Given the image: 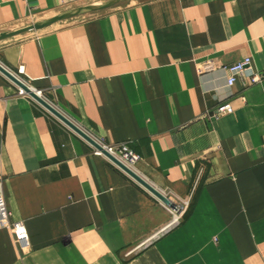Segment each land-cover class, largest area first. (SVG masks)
<instances>
[{
    "label": "crops",
    "instance_id": "obj_1",
    "mask_svg": "<svg viewBox=\"0 0 264 264\" xmlns=\"http://www.w3.org/2000/svg\"><path fill=\"white\" fill-rule=\"evenodd\" d=\"M94 1L0 0V35ZM83 16L0 39V65L190 208L156 236L171 217L157 198L0 71V264H264V0ZM224 102L234 113L209 120Z\"/></svg>",
    "mask_w": 264,
    "mask_h": 264
},
{
    "label": "built area",
    "instance_id": "obj_2",
    "mask_svg": "<svg viewBox=\"0 0 264 264\" xmlns=\"http://www.w3.org/2000/svg\"><path fill=\"white\" fill-rule=\"evenodd\" d=\"M251 66H252V58L251 57H245L244 59H242V60H240L234 64H231L230 66L225 67L224 70L228 74L227 86L232 87L236 83L238 78L243 76L246 73V71L249 68H251ZM263 79H264V72L263 73H258V72L253 73L252 72V74L250 75L251 84H257V83L261 82ZM34 91L40 98L43 97L42 92L37 91V90H34ZM46 102L49 103V101H47V100H46ZM53 108L56 109L58 112H60V110H58L57 108H55V107H53ZM234 111H235V107H233L231 103L224 102V103L218 105L215 108V110L207 112V118L209 120H211V119L217 120V119H219L225 115L233 114ZM69 120L71 122H73L75 125H78L72 119H69ZM62 124L67 126L63 122H62ZM78 127H79V125H78ZM68 128H70V127H68ZM90 137L96 143H98L104 151H106L113 158H115L121 165H123L124 167H126L130 171L136 173V166L140 162L141 157L137 153H135L126 143H121L119 145H107L101 139H97V138H94L92 136H90ZM91 146H92V150H93L92 153L94 155L105 158L112 166H114L116 169L120 170L122 173H124L126 176H128L129 178H131L135 182H137L124 169H122L117 163H115L113 160H111L106 155H104L102 150L97 149L93 145H91ZM162 194L164 196H166L167 198H169L166 194H164V193H162ZM157 200L162 206H164V208L166 210H168L171 217H170L169 222L162 228V230L156 236L163 234V233H166V232L172 230L173 228L179 226L182 223L186 213L188 212V210L190 208L192 195L186 199L178 200V202H175V203L172 201L174 203V208L167 206L165 203H163L159 199H157Z\"/></svg>",
    "mask_w": 264,
    "mask_h": 264
},
{
    "label": "water",
    "instance_id": "obj_3",
    "mask_svg": "<svg viewBox=\"0 0 264 264\" xmlns=\"http://www.w3.org/2000/svg\"><path fill=\"white\" fill-rule=\"evenodd\" d=\"M128 0H111L99 5H89V6H83V7H78L74 8L72 10H68L66 12H63L61 14H58L57 16H54L53 18L45 21L38 23L31 28H26L19 30L17 32H12V33H3L0 35V39H5L9 36H14L20 33H24L27 31L31 30H36V31H42L53 24H56L58 22L64 21L66 19H70L73 17H77L83 14L91 13V12H96V11H102L106 10L109 8H112L113 6L120 4L122 2H125ZM0 71L6 75L9 79H11L16 85H18L24 92L29 94L33 99L41 103L46 109H48L51 113H53L58 119H60L63 123H65L68 127H70L73 131H75L78 135L82 136L85 140H87L91 145L96 147L99 150H102L104 155H106L108 158L113 160L115 163H117L122 169H124L132 178H134L140 185L145 187L151 194H153L157 199L161 200L163 203H165L167 206L174 208V203L164 196L162 192L157 190L155 187H153L150 183H148L146 180H144L141 176L138 174L130 171L123 165H121L115 158H113L110 154H108L106 151L102 149V147L96 143L90 136H88L80 127L75 125L73 122H71L67 117L62 115L60 112H58L56 109H54L48 102L40 98L34 91V89L28 87L26 84H24L22 81H20L18 78H16L12 73H10L8 70H6L3 66L0 65Z\"/></svg>",
    "mask_w": 264,
    "mask_h": 264
},
{
    "label": "rangeland",
    "instance_id": "obj_4",
    "mask_svg": "<svg viewBox=\"0 0 264 264\" xmlns=\"http://www.w3.org/2000/svg\"><path fill=\"white\" fill-rule=\"evenodd\" d=\"M108 1H111V0H96V1L92 2V4H90V5L102 4V3H105V2H108ZM86 17H88V16L75 17L76 19H74L73 22H77V21L82 20V19H84ZM51 18H53V17H47V18H43V19L40 18V19L31 20L30 22L27 23L28 25L26 27H24V29L31 28L32 26H34V25H36L38 23H41L43 21H47V20H49ZM71 22H72V20L69 21V23H63V24L56 23V24H53L52 26H54L56 28L57 26H65L66 24H70ZM48 28H50V27H48ZM48 28H46V29H48ZM46 29H44V30H46ZM27 32H29V34H37L35 30H31V31H27Z\"/></svg>",
    "mask_w": 264,
    "mask_h": 264
}]
</instances>
